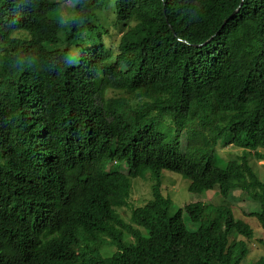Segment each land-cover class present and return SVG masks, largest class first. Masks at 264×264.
Masks as SVG:
<instances>
[{
	"label": "trees",
	"instance_id": "trees-1",
	"mask_svg": "<svg viewBox=\"0 0 264 264\" xmlns=\"http://www.w3.org/2000/svg\"><path fill=\"white\" fill-rule=\"evenodd\" d=\"M70 4L0 0V264H241L253 226L203 200L170 214L160 171L236 207L250 195L260 207H239L264 228V0ZM228 145L244 153L224 160Z\"/></svg>",
	"mask_w": 264,
	"mask_h": 264
},
{
	"label": "rangeland",
	"instance_id": "rangeland-1",
	"mask_svg": "<svg viewBox=\"0 0 264 264\" xmlns=\"http://www.w3.org/2000/svg\"><path fill=\"white\" fill-rule=\"evenodd\" d=\"M59 1L60 7L63 10V14L69 15L71 0ZM72 4H74V2ZM97 11L99 13V20L102 23L101 29L104 32L106 39L118 43L122 30L118 28L116 19L114 16L106 18L108 14L107 11L103 9V6H98ZM60 34L65 36L64 29H61ZM77 57L79 56L77 55ZM169 129L171 130L169 136L174 137L178 134L174 124H170ZM180 136H185V133H182ZM219 151L221 154L220 157L224 160L229 159L233 155L244 153V149L236 145H228L226 147L222 146ZM258 152L261 154V156L254 157L253 161L255 162V167L260 174V177L264 178V148H259ZM160 174L162 176V190L172 199L171 208L169 210L170 214H173L179 207H183L185 203L191 201L203 200L215 205L220 203L231 205L235 209V215L247 220L255 230L254 236L251 238L241 235V238L245 239L250 247L247 257L242 260L241 264H254L256 260L264 255V228L262 224L257 217L245 214L244 211L239 207V204H246L251 208H259L260 203L257 200H255L250 195H246L245 198H243L244 194H240L241 192L236 190L233 191V194L231 195V197H239L238 206L236 207L230 203L228 198L220 196V191L218 188L210 189L203 193L195 192L189 189L191 180L187 176L169 169H161ZM152 186L153 179L149 173L147 176L144 175L133 178V187L131 190V196L129 198V204L120 209L121 213L127 220H130L134 206L142 205L148 199L152 198ZM183 215L190 229H196L198 227V223L188 220L186 212H184Z\"/></svg>",
	"mask_w": 264,
	"mask_h": 264
}]
</instances>
